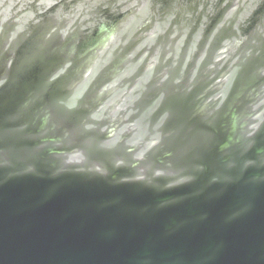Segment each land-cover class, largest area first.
Listing matches in <instances>:
<instances>
[{
	"label": "water",
	"instance_id": "water-1",
	"mask_svg": "<svg viewBox=\"0 0 264 264\" xmlns=\"http://www.w3.org/2000/svg\"><path fill=\"white\" fill-rule=\"evenodd\" d=\"M0 264H264V0H0Z\"/></svg>",
	"mask_w": 264,
	"mask_h": 264
}]
</instances>
